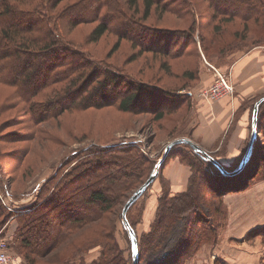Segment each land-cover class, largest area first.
I'll return each mask as SVG.
<instances>
[{"label":"rangeland","instance_id":"obj_1","mask_svg":"<svg viewBox=\"0 0 264 264\" xmlns=\"http://www.w3.org/2000/svg\"><path fill=\"white\" fill-rule=\"evenodd\" d=\"M136 1L137 3L133 0H0V35L5 29H15L12 23L18 15L24 17L27 22H33L45 15L47 20L51 19L50 27L55 28L65 39L73 41L79 53L92 57L96 62L104 61L113 65L127 77L149 81L151 87L158 84L181 95H186V91L194 82L200 59H206L214 70L215 78L206 86L209 87L217 79L215 69L230 64L233 58L242 52L264 47V14L261 20L249 21L243 19L241 14H234L235 6L231 3L220 0H176L175 6L182 10V18L158 9L156 11L154 5L151 15L145 19V2ZM165 1L167 0H163V3ZM119 7L137 19L139 24L136 29L141 33H146L149 27L160 32L156 38L157 46H160L157 48L161 49L159 52H147L145 47L134 45L128 38L119 37L126 20L115 16L116 8ZM192 19L196 24L195 29L190 31ZM102 20L107 21L110 30L99 39H94L92 32ZM217 29H220L218 33L215 32ZM30 32L28 34L35 38L43 36L46 23H42L39 31ZM203 36L209 44L208 52L213 57H206L203 51ZM141 40L146 43L148 41L145 38ZM183 43L186 45L185 51V48H180ZM180 51L187 55L172 58ZM45 61L47 60H40L43 64ZM189 71L194 72L193 78L187 76ZM229 77L232 80L231 76ZM17 101L14 89L0 83V106L3 107L0 111V196L4 198L8 211L9 207L12 208L15 215L31 210L30 206L41 195V188H51L50 192L53 191L63 176L76 164L82 167L80 163L94 157L92 151L99 152L110 144L141 142L145 155L158 162L166 145L178 138L188 112L187 101L181 103L177 112L159 120L155 118V113L149 110L133 113L120 110L118 105L83 109L74 104L54 119L32 123L25 107L18 105ZM262 145L264 146V139L260 136L254 156H259L256 158L257 162L261 161L264 154ZM19 150L23 154L22 160L8 156ZM74 157L78 158L74 160ZM192 159L197 161V165L200 164L196 157ZM67 161L71 163L67 164ZM233 164L231 162L225 165ZM259 165L257 174L243 190L227 191L214 196L209 192L208 197L212 199L213 204L209 202L210 209L203 208L202 212L215 226V230L209 231L208 234L202 230L205 241L188 264H264V160ZM158 180L160 183L164 182L158 176L128 211V218L133 222L139 240L151 229L160 198L166 192L163 184L162 193L157 199L155 218L147 224L144 215L145 204L154 193ZM8 182L12 192L7 190ZM130 196L107 211L100 222L88 226L74 235V238H70L65 247L53 252L52 257L55 259L54 254L58 253L57 251L77 252L82 241L95 239L96 229L105 225H108V229L116 227L114 235L119 248L125 255H131L129 235L121 224L122 210ZM13 217L2 223L0 231L2 235L9 233L13 236L10 242L12 252L28 264L21 255L20 243L16 239L19 221L17 219L12 224ZM177 234L178 229L161 253L172 245ZM100 251V246L92 247L68 264H88L99 257ZM159 256L161 254L153 255L142 264H154ZM50 262L47 258L36 261V264H51Z\"/></svg>","mask_w":264,"mask_h":264},{"label":"trees","instance_id":"obj_2","mask_svg":"<svg viewBox=\"0 0 264 264\" xmlns=\"http://www.w3.org/2000/svg\"><path fill=\"white\" fill-rule=\"evenodd\" d=\"M133 1L137 3L136 0ZM220 1L233 4L234 14H241L245 20L258 21L264 14V0ZM144 2L145 19L151 15L154 5L156 11L158 9L182 18V10L175 6L176 0H167L164 3L163 0H144ZM116 9L115 16L126 19L119 34L121 39L128 38L134 45L145 47L147 52L154 53L161 50H158L157 47L160 46L156 43L157 34L160 33L157 29L151 30L149 27L143 34L136 29L139 23L135 17H131L133 15L121 7ZM43 22L46 23V32L43 36L35 38L28 34L31 33L30 31H39ZM50 24L51 19L47 20L45 15L33 22H27L24 17L18 15L16 21L12 23L15 29H5L0 35V83L14 89L17 104L25 107L32 118V123L54 119L74 104L83 109L118 105L120 110L133 113L149 110L155 113V118L159 120L177 112L181 108V103L186 101V95L158 84L151 87L149 81L127 77L113 65H108L104 61L96 62L92 57L79 53L76 44L59 35ZM195 24L192 19L190 31L195 29ZM109 30L107 21L102 20L92 32L93 38L99 39ZM143 38L148 40L147 43L141 40ZM201 39L206 57H213L208 52L207 39L204 36ZM185 46L183 43L180 48H185L183 49L185 51ZM197 54L200 56L199 52ZM186 55L185 52L180 51L172 58ZM40 60L47 61L43 64ZM186 74L191 78L195 76L192 71ZM263 106L264 102L260 106L258 115L256 143L260 141V136L264 139ZM0 108L1 111L3 107ZM142 145L141 142L132 141L110 144L99 152L92 151L94 157L80 163L82 167L76 164L77 166L75 165L63 176L53 191L50 192L51 188H41L42 196L40 195L30 206L31 210L28 212H20V214L18 212L15 215L14 210L8 211L4 198L0 196V218H2L0 228L2 223L15 215L14 218L19 221L16 239L20 243L22 253L20 254L28 264H36V261L47 258L51 264H68L73 258L95 246H100V255L88 264H133L132 250L131 255L124 254L115 239L116 227L108 229V225L96 229L95 239L82 241L77 252L57 251L58 253L54 254L56 260L52 254L58 248L65 247L66 242L74 238V235L100 222L107 211L116 204L122 203L133 194L135 188L148 179L157 160L147 157ZM245 151L233 162V165H225L226 168H237ZM255 151L256 146L251 161L242 172L226 176L188 144L174 147L160 167L159 176L174 154H178L192 167L193 175L185 192L171 195L164 187L166 192L160 198L152 227L139 240L140 264L158 254L161 256L154 264H188L201 243L205 241L203 233L208 234L209 231L215 230V226L204 217L202 212L203 208L210 209V203L213 204L212 199L208 197L209 192L214 196L227 191H240L247 187L257 174L259 163L264 160L262 154L261 161L257 162L256 158L259 156L254 158ZM8 156L17 160L23 159L20 150ZM192 157H196L200 164L197 165L195 163L197 161L194 162ZM77 158L74 157V160ZM70 163L67 161V164ZM7 187L6 189L12 192L9 182ZM128 219L134 227L131 219ZM121 224L127 231L123 219ZM176 229L178 234L172 245L161 253ZM2 236L8 237V235Z\"/></svg>","mask_w":264,"mask_h":264},{"label":"crops","instance_id":"obj_3","mask_svg":"<svg viewBox=\"0 0 264 264\" xmlns=\"http://www.w3.org/2000/svg\"><path fill=\"white\" fill-rule=\"evenodd\" d=\"M219 69L231 76L235 85L234 95L216 102H207L201 97V89L211 84L215 77L212 65L206 59H200L197 76L185 93L188 112L177 136L191 138L207 152L215 154L218 160L228 164L242 156L252 136L255 105L264 97V47L242 52L230 64ZM192 175V167L178 154L169 158L161 171V181L164 182L157 181L154 193L145 204L147 224L155 218L163 184L171 195L182 193L187 191ZM12 219L13 224L17 218ZM7 235V238H13L9 233Z\"/></svg>","mask_w":264,"mask_h":264},{"label":"water","instance_id":"obj_4","mask_svg":"<svg viewBox=\"0 0 264 264\" xmlns=\"http://www.w3.org/2000/svg\"><path fill=\"white\" fill-rule=\"evenodd\" d=\"M263 102H264V97H262L259 101H257L255 105V109L253 113V120H252V136H251L246 152L243 155L239 166L235 169L226 168L224 163L219 161L211 153L207 152L205 149H203V147H201L199 144L194 142L189 137L176 138L166 145L163 156L158 160L149 178L137 190L133 192V194L129 197V199L124 204V207L122 210L123 223H124V226L127 228L129 239H130L133 264H140L141 262L140 252H139V238H138L135 228L131 225L128 219V211L144 195L147 189L155 182V180L159 176L160 167L167 159L170 151L178 145L188 144L189 146H191V148L195 152L202 154L207 160L213 163L224 175L233 176V175L239 174L249 164V162L251 161V158L254 155V149H255L256 141L258 137V121H259L258 115H259L260 106Z\"/></svg>","mask_w":264,"mask_h":264},{"label":"built area","instance_id":"obj_5","mask_svg":"<svg viewBox=\"0 0 264 264\" xmlns=\"http://www.w3.org/2000/svg\"><path fill=\"white\" fill-rule=\"evenodd\" d=\"M217 79L209 87H203L200 91L201 97L207 102L220 101L228 96H233L235 88L229 75L219 69H215ZM9 210H13L9 207ZM0 264H25L23 259L12 252L7 237L2 236L0 231Z\"/></svg>","mask_w":264,"mask_h":264}]
</instances>
